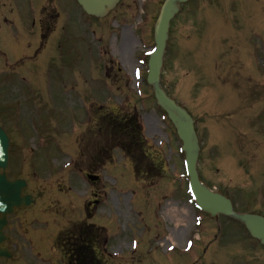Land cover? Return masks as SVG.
I'll list each match as a JSON object with an SVG mask.
<instances>
[{
	"label": "rangeland",
	"instance_id": "1",
	"mask_svg": "<svg viewBox=\"0 0 264 264\" xmlns=\"http://www.w3.org/2000/svg\"><path fill=\"white\" fill-rule=\"evenodd\" d=\"M163 1L121 0L102 20L85 17L79 11L87 35L74 31L77 25L72 24L69 37L62 38L55 48L52 45L36 48L28 56L35 60L33 66L21 64L16 68L21 74L15 73L8 80L6 74L12 68L5 66L0 57V125L11 135V154L15 163L12 171L29 180L28 192H38L40 196L34 207L11 218L14 220L10 233L16 232L19 225L21 232L15 239L17 258L14 264L66 263L62 262L59 252L57 255V252H51L49 236L69 218L60 221L57 217L61 224L50 225L46 234L34 236L31 230L30 233L25 231L37 230L39 223L53 218L43 210L45 205L46 210L56 206L65 209L63 214L78 221L79 199H85L81 198L84 186L79 172L80 169H95L96 165L89 162L96 158L100 160V154H103L100 161L104 164L97 172L103 194L98 189V203L93 205L98 217H94L93 223L107 229L104 232L107 237L104 264H191L196 258L199 263L196 261L195 264H243L242 259L251 260L250 257L264 264V250L255 242H246L241 233L237 241L235 235L239 228L231 229L234 225L231 221L220 217L208 219L187 202L182 157L178 155L179 142L169 122L162 121L152 89L144 82L147 69L138 63L144 57V51L154 45L152 27ZM50 7L61 11L57 0ZM74 8L73 3L71 18ZM50 24L51 27L58 24L59 28L62 22L51 20ZM68 24L69 20L66 28ZM29 42L26 40L25 46ZM122 44L126 47L124 51ZM11 59L14 60L12 54ZM261 60L264 61V0H193L184 4L173 24L161 75L165 90L195 118L200 141L198 170L202 181L214 191L230 196L238 212L264 213V185L261 186L264 184V67ZM136 71L142 72L143 76L139 84L132 76ZM18 74L32 76L38 85L45 84L55 100L52 111L56 114L46 111V106H40L38 97L31 99L19 91L29 90L12 83L19 81L15 79ZM106 75L108 78L105 79ZM62 87L67 90L63 91V102L57 101ZM8 96L9 100H6ZM69 96L76 100L91 96L85 100L87 112L80 111L78 115V111L69 106L64 112ZM32 104L38 109L33 122L34 134L30 136L19 131L18 126L26 127L21 117L29 115L26 107ZM110 111L140 117L153 166L143 167L129 153L122 140L123 131L117 129L119 133L114 135L111 127L100 130L104 120L99 117ZM67 118L72 119L70 128L63 125ZM145 123L149 129L145 128ZM114 126L123 128L116 123ZM50 136L65 144L63 148L71 157L64 161L73 162L62 172L64 161L58 163V172L64 176L53 184L54 189L51 188L50 173L33 169L35 175L27 168V162L35 164V158L48 156L54 163L68 155L60 148L57 154L48 152L50 148H45L44 140ZM31 149H35L34 153ZM15 158L21 161L20 165L16 164ZM130 168L139 170L138 175L142 176L141 183L136 185L139 192L131 188ZM34 178L38 180V188L33 184ZM57 184L61 186L56 187ZM140 193L144 207L150 205L151 215L147 210L145 215L138 209L142 208L137 199ZM97 199L87 195L89 201L97 202ZM71 201L75 207H68ZM133 210L141 214L142 221ZM180 214L184 222L177 229L176 220ZM198 216L201 224L196 227L193 220ZM148 218H152L151 223ZM224 226L231 229L228 240ZM133 237L143 239L138 243L140 255L135 252L133 255L131 251ZM167 237H173L175 241H166ZM214 239L218 245L210 246ZM187 240L194 241V249L188 253L191 256L180 255ZM44 246H48L49 251ZM167 246H175V252L180 254L167 252ZM197 249H200L198 253Z\"/></svg>",
	"mask_w": 264,
	"mask_h": 264
},
{
	"label": "water",
	"instance_id": "2",
	"mask_svg": "<svg viewBox=\"0 0 264 264\" xmlns=\"http://www.w3.org/2000/svg\"><path fill=\"white\" fill-rule=\"evenodd\" d=\"M82 8L89 14L95 16H102L106 14L111 8L114 7L118 0H77ZM186 0H168L165 2L163 8L160 11V15L156 21L154 29L155 40V52L150 56L148 62V77L147 82L154 88V96L158 104L167 112L169 119L172 121L176 128L178 137L182 141L183 151L185 152V161L187 165V172L193 194L196 198V204L204 211L215 216L216 214H223L225 216L233 217L245 224L252 237L261 240L264 244V219L258 216L252 215H236L232 211L231 203L224 197L210 193L206 188L202 187L198 182L197 172L195 165L197 161L198 146L196 137L193 130L192 120L181 108L177 107L173 101L168 99L164 92L159 87V72L162 65V56L165 48V41L167 39V31L169 26V20L172 18L175 9L176 2H183ZM0 146L4 142L2 135L0 134ZM5 143V142H4ZM6 146V144H5ZM4 148V146H3ZM0 158L5 161V153L3 149H0ZM4 181L0 179V195L4 201L7 202L8 211L14 206L22 204H28L27 198H20V187L15 186L13 188V194H5ZM12 191V190H11ZM1 212V211H0ZM3 213V212H1ZM4 226V220H0V243L4 240L2 234V227ZM0 257H8L4 250L0 249Z\"/></svg>",
	"mask_w": 264,
	"mask_h": 264
},
{
	"label": "bare ground",
	"instance_id": "3",
	"mask_svg": "<svg viewBox=\"0 0 264 264\" xmlns=\"http://www.w3.org/2000/svg\"><path fill=\"white\" fill-rule=\"evenodd\" d=\"M125 48H126V47L123 45L122 48H121V50L124 51ZM181 214H182V213H181ZM181 214H180L179 216H177V218H178V219L176 220V221L178 222V224L176 225L177 229H179V228L182 226L181 224L184 222L183 219L181 218V216H182ZM170 240H171V241H174L175 239H174L173 237H171Z\"/></svg>",
	"mask_w": 264,
	"mask_h": 264
},
{
	"label": "flooded vegetation",
	"instance_id": "4",
	"mask_svg": "<svg viewBox=\"0 0 264 264\" xmlns=\"http://www.w3.org/2000/svg\"><path fill=\"white\" fill-rule=\"evenodd\" d=\"M15 2H17V1H19V0H14ZM33 25H35V23L33 22V24H32V26ZM70 239H71V237H67V241H68V243L70 244L71 242H70ZM91 245H95L96 246V244H97V242H92V243H90ZM70 249V248H69ZM67 255H69V252H67ZM70 256V255H69Z\"/></svg>",
	"mask_w": 264,
	"mask_h": 264
}]
</instances>
